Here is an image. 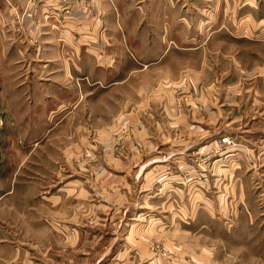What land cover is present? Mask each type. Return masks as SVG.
<instances>
[{
	"label": "rangeland",
	"instance_id": "obj_1",
	"mask_svg": "<svg viewBox=\"0 0 264 264\" xmlns=\"http://www.w3.org/2000/svg\"><path fill=\"white\" fill-rule=\"evenodd\" d=\"M149 3L116 16L112 91L83 94L85 77L40 97L21 72L3 80L0 264H264V183L247 192L255 218L242 222L233 188L220 185L222 157L251 166L262 146L251 137L264 122V0H179L195 50L158 64L125 53L124 31L138 43L164 23Z\"/></svg>",
	"mask_w": 264,
	"mask_h": 264
},
{
	"label": "crops",
	"instance_id": "obj_2",
	"mask_svg": "<svg viewBox=\"0 0 264 264\" xmlns=\"http://www.w3.org/2000/svg\"><path fill=\"white\" fill-rule=\"evenodd\" d=\"M134 1L90 0L92 10L85 13L80 0H9V2L0 0V91L4 89L3 80L9 73L13 82L18 79L20 72L23 77L26 75L31 78L32 82L29 81L26 92L30 87L35 96H51L52 88L56 87L62 92L64 88L75 85L74 79L85 77L91 84L83 83V94L92 93L95 96L112 91L120 82L116 79V71L119 69H115V62L119 58L116 47L122 46L116 44L114 40L116 16L123 20L124 9L131 7V12ZM181 9L183 10L181 15L190 18L189 9ZM137 10L140 12L143 7H138ZM146 10L150 16L160 15L164 23L159 24L158 30L152 27L140 30L136 38L138 43L133 41L132 44L129 40L130 31H124V34L126 33L124 46L127 47L125 53L128 58L132 56L138 63L158 64L166 60H178L185 56L186 51L195 50V47L190 50L185 48L192 43L190 39L194 35H189L191 26L188 17L180 18L179 0H155L154 8L152 9L149 3ZM26 11L29 15L22 20L18 19ZM33 12L36 13L35 17L32 15ZM184 33L186 37L179 39ZM24 64L26 69L22 72ZM37 76L39 79L35 82ZM23 86L21 84L19 87ZM36 88L43 92L36 91ZM17 92L21 93L18 86L11 94ZM3 93H6V90H3ZM202 97L203 100L210 98ZM38 103L32 107L41 106L48 109L47 111L51 110V105L47 102ZM82 104L78 101L75 110ZM60 105L62 104L59 103L58 106ZM4 107L13 108L11 103ZM26 118L28 119L29 115ZM67 119L59 122L63 123ZM9 125L12 126V123L9 122ZM51 126L48 120V131ZM254 129L256 133L251 138L257 137L256 140L262 143V146L256 145L252 148L254 155L251 154L253 157L251 160H254L255 165L250 161L252 165L248 166L245 164L246 160H240L238 166H228L227 164L237 160V154L222 157L225 176L224 180H220V185H224L225 189L233 188L232 191L237 196L234 194L231 196L238 199V207H241L240 212L243 213L237 215L236 222H242L245 214L251 220L255 218L249 209L247 192L254 191L255 179L264 183V172L260 169L264 166V122L260 121ZM34 139V142L40 140ZM203 146L198 148L203 149ZM257 157L260 158L257 160ZM257 162L260 163V167L256 166ZM224 210L227 212V206Z\"/></svg>",
	"mask_w": 264,
	"mask_h": 264
},
{
	"label": "bare ground",
	"instance_id": "obj_3",
	"mask_svg": "<svg viewBox=\"0 0 264 264\" xmlns=\"http://www.w3.org/2000/svg\"><path fill=\"white\" fill-rule=\"evenodd\" d=\"M189 173V172H188Z\"/></svg>",
	"mask_w": 264,
	"mask_h": 264
}]
</instances>
